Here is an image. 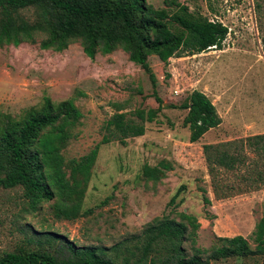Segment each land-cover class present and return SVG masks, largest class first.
I'll use <instances>...</instances> for the list:
<instances>
[{
  "label": "rangeland",
  "instance_id": "374dc122",
  "mask_svg": "<svg viewBox=\"0 0 264 264\" xmlns=\"http://www.w3.org/2000/svg\"><path fill=\"white\" fill-rule=\"evenodd\" d=\"M162 1L148 3L162 8ZM178 1L222 23L229 33L220 50L171 58L167 64L150 56L155 88L119 49L90 59L78 42L62 52L43 50L41 36L34 44L0 47V113L20 118L41 108L45 99L54 104L72 100L82 113L62 150L66 161L83 157L100 143L115 105L125 112L156 109L154 89L163 102L156 119L145 124L143 136L127 139L125 145L114 141L99 146L77 219H56L49 201L17 220L21 189H0V255L21 243L17 228L23 223L34 232H56L78 246L109 248L162 216L179 220L182 211L199 224L196 247L209 250L219 246L217 238L241 234L255 247L253 225L264 216V150L247 139L264 135V13L258 16L254 0ZM194 90L212 101L221 124L190 143L183 126L187 111L167 106L182 104ZM226 142H231L229 151L237 161L233 170L216 168L213 181L203 146ZM145 165L161 170L158 181L141 175ZM184 247L189 250V242ZM209 264H264V256Z\"/></svg>",
  "mask_w": 264,
  "mask_h": 264
},
{
  "label": "trees",
  "instance_id": "16d2710c",
  "mask_svg": "<svg viewBox=\"0 0 264 264\" xmlns=\"http://www.w3.org/2000/svg\"><path fill=\"white\" fill-rule=\"evenodd\" d=\"M162 3V8H155L148 0H0V47L34 44L41 36L39 47L43 50L62 52L78 42L90 59L119 49L127 54L129 62L141 67L155 88L156 78L147 62L150 56L167 64L171 58L211 48L220 50L229 33L222 23L191 12L178 0ZM254 3L261 17L264 0ZM152 96L158 104L156 109L125 112L115 105L103 126L100 143L83 157L67 161L62 150L82 118L72 100L54 104L45 99L41 108L31 109L20 118L0 113V189H21L23 203L16 219L39 211L42 203L49 201H53L51 211L56 219L72 221L83 214L82 199L99 146L114 141L125 145L127 139L143 136L145 124L153 122L163 108L155 89ZM167 107L187 111L183 126L189 130L190 143L198 142L221 124L214 104L201 91L194 90L182 104ZM247 140L264 150V135ZM231 148V142L203 146L213 181L216 168L234 169L237 157L230 154ZM141 175L156 182L162 172L145 165ZM183 189L178 188L168 207ZM178 218L155 219L139 234L109 248L78 246L56 232H34L23 223L17 228L21 243L0 255V264H209L231 257L264 256V216L251 233L254 248L237 235L217 238L219 246L209 250L196 247V218L183 211ZM185 242H189V250Z\"/></svg>",
  "mask_w": 264,
  "mask_h": 264
},
{
  "label": "crops",
  "instance_id": "0c3cea01",
  "mask_svg": "<svg viewBox=\"0 0 264 264\" xmlns=\"http://www.w3.org/2000/svg\"><path fill=\"white\" fill-rule=\"evenodd\" d=\"M255 224L253 225V228H254ZM242 235V234H241Z\"/></svg>",
  "mask_w": 264,
  "mask_h": 264
}]
</instances>
